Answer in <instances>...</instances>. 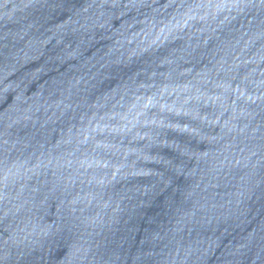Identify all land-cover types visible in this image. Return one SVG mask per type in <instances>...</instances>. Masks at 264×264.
Instances as JSON below:
<instances>
[{
  "label": "water",
  "instance_id": "water-1",
  "mask_svg": "<svg viewBox=\"0 0 264 264\" xmlns=\"http://www.w3.org/2000/svg\"><path fill=\"white\" fill-rule=\"evenodd\" d=\"M0 264H264V2L0 0Z\"/></svg>",
  "mask_w": 264,
  "mask_h": 264
},
{
  "label": "clouds",
  "instance_id": "clouds-1",
  "mask_svg": "<svg viewBox=\"0 0 264 264\" xmlns=\"http://www.w3.org/2000/svg\"><path fill=\"white\" fill-rule=\"evenodd\" d=\"M53 241L56 242V243H59V241H57V240L55 239V237H53Z\"/></svg>",
  "mask_w": 264,
  "mask_h": 264
},
{
  "label": "snow or ice",
  "instance_id": "snow-or-ice-1",
  "mask_svg": "<svg viewBox=\"0 0 264 264\" xmlns=\"http://www.w3.org/2000/svg\"><path fill=\"white\" fill-rule=\"evenodd\" d=\"M236 2L238 3V2H239V0H236ZM262 2H264V0H262Z\"/></svg>",
  "mask_w": 264,
  "mask_h": 264
}]
</instances>
